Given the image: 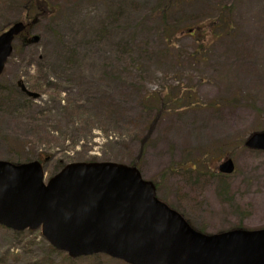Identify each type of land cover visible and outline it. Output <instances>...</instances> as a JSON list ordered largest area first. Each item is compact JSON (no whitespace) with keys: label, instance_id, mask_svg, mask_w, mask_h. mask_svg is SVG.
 I'll use <instances>...</instances> for the list:
<instances>
[{"label":"rangeland","instance_id":"rangeland-1","mask_svg":"<svg viewBox=\"0 0 264 264\" xmlns=\"http://www.w3.org/2000/svg\"><path fill=\"white\" fill-rule=\"evenodd\" d=\"M49 1L55 16L33 24L36 6L0 0V33L26 20L40 37L16 39L0 76V160H41L45 182L70 163L135 162L206 233L264 228V150L245 145L264 131V0ZM0 264L125 263L70 260L41 229L0 225Z\"/></svg>","mask_w":264,"mask_h":264},{"label":"water","instance_id":"water-1","mask_svg":"<svg viewBox=\"0 0 264 264\" xmlns=\"http://www.w3.org/2000/svg\"><path fill=\"white\" fill-rule=\"evenodd\" d=\"M25 27L16 22L0 35V74ZM19 84L29 96H40ZM247 145L264 149V131L251 135ZM220 170L232 173L233 160ZM44 176L38 160H0V224L17 231L42 226L46 239L71 257L106 253L130 264H264V228L197 231L156 197L154 183L135 167L76 162L47 183Z\"/></svg>","mask_w":264,"mask_h":264},{"label":"trees","instance_id":"trees-1","mask_svg":"<svg viewBox=\"0 0 264 264\" xmlns=\"http://www.w3.org/2000/svg\"><path fill=\"white\" fill-rule=\"evenodd\" d=\"M31 3L33 4V6H36L37 8V12L35 16H46V17H54L55 14L57 13V8L55 5L51 4L49 0H27V3ZM35 17H31V16H27V19H34ZM213 25V22L210 21L207 24H205L204 26L202 25H197V27H199L200 29L207 27L209 28L210 26ZM162 97H160L159 102H160V108H159V112H163L164 111V106L167 104L165 103V99L163 98V100H161ZM162 103V104H161ZM155 123V120L152 122V125L150 127V129L153 128V125ZM141 153H143V149L141 150ZM132 166H136L135 162L131 163ZM158 182V181H157ZM50 248L52 250H54V248L52 246H50ZM70 259V258H69Z\"/></svg>","mask_w":264,"mask_h":264}]
</instances>
